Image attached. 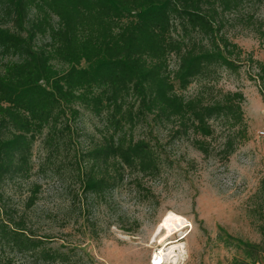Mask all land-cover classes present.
Segmentation results:
<instances>
[{
    "label": "trees",
    "instance_id": "16d2710c",
    "mask_svg": "<svg viewBox=\"0 0 264 264\" xmlns=\"http://www.w3.org/2000/svg\"><path fill=\"white\" fill-rule=\"evenodd\" d=\"M240 1L0 0V56L15 58L0 67V189L29 176L32 146L44 130L49 147L58 150L67 127L60 123L67 114L78 116L76 105L98 117L109 114L108 134L82 155L88 165L80 172L82 189L91 195L114 188L125 169L143 175L157 170L153 148L124 131L138 114H155L177 123L182 128L177 134L206 139L214 133L210 121L242 124V93L211 103L201 94L189 99L179 94L196 80L205 82L216 68L231 73L241 68L242 50L220 35L216 19ZM38 37L48 41L36 47ZM171 57L175 69L169 68ZM256 68L264 102V65ZM128 99L134 102L126 107ZM37 193L35 188L28 207ZM0 217V246L49 263L65 259L29 235L22 221L12 218L16 215L0 208Z\"/></svg>",
    "mask_w": 264,
    "mask_h": 264
},
{
    "label": "rangeland",
    "instance_id": "374dc122",
    "mask_svg": "<svg viewBox=\"0 0 264 264\" xmlns=\"http://www.w3.org/2000/svg\"><path fill=\"white\" fill-rule=\"evenodd\" d=\"M216 19L220 35L242 50L241 68L237 73L216 68L206 83L196 80L179 94L185 99L201 94L211 103L242 93V124L210 121L214 133L206 139L177 134L182 130L177 123L155 114H138L124 131L153 148L157 170L143 175L125 169L114 188L91 195L82 189L80 172L88 169L82 155L108 134L109 114L98 117L76 105L78 116L67 114L60 123L67 127L58 137V150L49 147L44 130L32 146L29 176L7 181L0 189V208L65 259L49 263L1 245V263L149 264L166 231L153 240L155 232L172 212L187 221L185 229L167 240L183 244L178 264H264V135L259 134L264 133V102L261 84L254 80L256 67L264 65V0H242ZM47 41L38 37L35 46ZM14 60L0 56V67ZM176 64L171 57L169 68ZM133 102L128 99L125 106ZM108 170L113 175L111 166ZM35 188L36 200L28 207ZM180 233L187 235L182 239Z\"/></svg>",
    "mask_w": 264,
    "mask_h": 264
},
{
    "label": "bare ground",
    "instance_id": "6f19581e",
    "mask_svg": "<svg viewBox=\"0 0 264 264\" xmlns=\"http://www.w3.org/2000/svg\"><path fill=\"white\" fill-rule=\"evenodd\" d=\"M187 226V221L175 213L169 212L166 217L163 219L161 225L157 228L154 239H157L162 230H165V236L158 239V244L161 248L158 249V252L153 254L149 264H178L182 256L185 254L183 244L179 241L167 243V240L170 236L175 233L181 232ZM183 233H180L182 235ZM187 235V234H186ZM186 235H182L181 238H185ZM181 239V240H182ZM167 247V245H170Z\"/></svg>",
    "mask_w": 264,
    "mask_h": 264
},
{
    "label": "built area",
    "instance_id": "2783aa9c",
    "mask_svg": "<svg viewBox=\"0 0 264 264\" xmlns=\"http://www.w3.org/2000/svg\"><path fill=\"white\" fill-rule=\"evenodd\" d=\"M259 134H260V135H264V133H263V132H260Z\"/></svg>",
    "mask_w": 264,
    "mask_h": 264
}]
</instances>
